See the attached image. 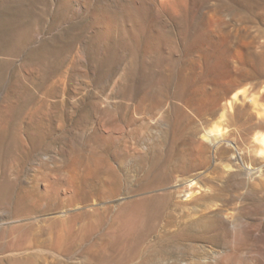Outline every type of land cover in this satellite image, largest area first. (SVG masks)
<instances>
[{"label":"rangeland","instance_id":"obj_1","mask_svg":"<svg viewBox=\"0 0 264 264\" xmlns=\"http://www.w3.org/2000/svg\"><path fill=\"white\" fill-rule=\"evenodd\" d=\"M116 1L0 0V264H264V242L205 223L236 180L229 212L258 222L264 189L226 171L252 143L193 152L216 95L264 92V0Z\"/></svg>","mask_w":264,"mask_h":264},{"label":"bare ground","instance_id":"obj_2","mask_svg":"<svg viewBox=\"0 0 264 264\" xmlns=\"http://www.w3.org/2000/svg\"><path fill=\"white\" fill-rule=\"evenodd\" d=\"M110 1V0H109ZM116 1V0H115ZM140 0H131L132 2V5L133 6H136L135 7V11L136 13L138 12V14H141L143 13L144 11L142 10V8L140 6H138V2ZM160 1L162 0H148V3L151 4V5H157V3H159ZM192 1V0H191ZM75 2V0H74ZM103 2V1H102ZM114 2V0H113ZM112 2V3H113ZM197 2V1H196ZM81 3V2H79ZM109 3V2H108ZM107 3V4H108ZM106 4V2H105ZM114 4V3H113ZM122 2H120V0L116 1L115 4L113 5L116 10L119 9L121 10V8H123V6H121ZM197 4V3H195ZM200 5V4H199ZM83 6V5H82ZM107 6V5H106ZM110 7V5H108ZM112 6V5H111ZM147 6V5H146ZM153 6V7H155ZM105 7V5H104ZM157 7V6H156ZM112 8V7H110ZM263 8V7H262ZM76 9V8H75ZM81 9V8H80ZM114 9V8H113ZM124 9V8H123ZM76 11V10H75ZM122 11V10H121ZM124 11V10H123ZM122 11V12H123ZM143 11V12H142ZM262 11V10H261ZM103 12V11H102ZM264 13V10L262 11ZM261 12V14H262ZM108 10H104V13L102 15V18H107L108 16ZM112 13V12H111ZM115 13V11H114ZM135 14V13H134ZM144 14V13H143ZM112 15V14H111ZM114 15V14H113ZM142 15V14H141ZM100 16V15H99ZM119 16V15H118ZM133 16V15H132ZM115 18V17H114ZM119 18V17H118ZM130 18V17H129ZM128 18V19H129ZM109 19V18H108ZM145 19V17H144ZM110 20V19H109ZM113 20V19H112ZM206 21V20H205ZM204 21V22H205ZM107 22V21H106ZM105 22V24H106ZM110 22V21H109ZM138 22V21H137ZM141 22V21H140ZM101 24V23H100ZM109 24V23H108ZM141 24V23H140ZM139 24V25H140ZM207 24V23H206ZM205 24V26H206ZM136 25V24H135ZM204 25V24H202ZM106 26V25H105ZM111 26V25H110ZM99 27V26H98ZM112 27V26H111ZM142 27V26H140ZM101 31V30H100ZM107 32V31H106ZM133 33V32H131ZM201 33V32H200ZM208 33V32H207ZM207 36V34L205 35ZM211 35L208 36V39L207 37V41L208 43L210 42L211 40ZM215 36V35H214ZM217 36V35H216ZM215 36V37H216ZM202 37V36H201ZM200 38V37H199ZM203 38V37H202ZM218 38H216L217 40ZM205 40V38H204ZM213 40V39H212ZM243 40V39H242ZM248 40V39H246ZM252 39L249 38L248 41H246L245 43H243V45L245 44L246 46H251L253 45V41H251ZM245 41V39H244ZM206 42V41H205ZM214 43V41H211V43ZM213 43H212V46H213ZM237 43V42H236ZM239 43V42H238ZM260 43V42H259ZM216 44V43H215ZM260 44H264L263 42H261ZM259 44V45H260ZM205 46V45H203ZM210 46V45H209ZM216 46V45H215ZM240 46V44H239ZM262 46V45H260ZM206 47V46H205ZM214 47V46H213ZM243 47V46H241ZM253 47V46H252ZM256 46H254L255 48ZM82 49V48H81ZM204 49V48H203ZM207 49V48H206ZM248 49V48H247ZM259 49V48H258ZM213 50V49H212ZM263 51V49L261 48L259 51ZM201 51V50H200ZM214 51V50H213ZM256 51V50H255ZM261 51V52H262ZM202 52V51H201ZM206 52V51H205ZM208 52V50H207ZM209 52H210V49H209ZM259 53L258 56H257V62H258V65H262L264 64V56L262 53ZM264 52V51H263ZM203 54H205L204 52H202ZM212 53V51H211ZM256 54L258 53L255 52ZM199 55H201L200 53H198ZM214 54V52L212 53ZM255 54V55H256ZM199 55H197L199 57ZM206 55H210L209 53ZM204 55V56H206ZM216 55V54H215ZM221 56V55H220ZM196 57L194 60H192L193 63L197 62V58ZM209 56H207L208 58ZM219 57V56H217ZM206 58V59H207ZM205 59V58H203ZM215 59V62H212L213 65L215 66L216 69H220L219 66L220 64H222L224 62L225 59H220V58H214ZM200 60V59H199ZM202 60V59H201ZM208 61V60H207ZM206 61V62H207ZM214 61V60H213ZM227 61V59L225 60ZM230 62H233L231 60H229ZM191 62V61H190ZM204 62V61H203ZM211 62V60H210ZM228 62V61H227ZM260 63V64H259ZM210 64V63H209ZM208 64V65H209ZM224 64V63H223ZM192 65V64H191ZM196 65V64H195ZM230 66L229 63L226 64V66ZM193 66V65H192ZM204 66V65H203ZM214 66L213 68H211L212 70L214 69ZM225 66V65H223ZM225 67V68H228ZM195 67V66H194ZM194 67H191V68H194ZM200 67H202V65H200ZM210 67H212V64H210L209 66V69ZM203 68V67H202ZM202 68H198L200 69L199 71H201ZM205 68V67H204ZM207 68V71H208V67ZM205 68V69H206ZM223 68V69H225ZM196 69V70H198ZM204 69V70H205ZM215 69V70H216ZM222 69V70H223ZM229 70L232 69V67H229L228 68ZM206 71V70H205ZM226 71V70H225ZM210 72V71H208ZM212 72V71H211ZM228 72V70H227ZM225 72V73H227ZM233 72V71H231ZM229 72V73H231ZM200 73V72H199ZM204 73V72H203ZM218 73V71L214 72ZM220 73V72H219ZM243 73H247V72H243ZM215 75V74H214ZM247 76V75H246ZM262 76H264V71H263V74ZM120 81V80H119ZM157 84V83H156ZM119 82H117L116 86L119 87ZM251 85V84H250ZM230 86L227 87V91H226V95H228V92L231 91V87L229 88ZM250 87V86H249ZM250 89V88H249ZM261 91H264V83L262 85V87L260 88ZM263 89V90H262ZM148 90V89H147ZM252 91V90H251ZM251 91H247L249 94L248 96H243L242 98H239L237 96V92L233 93V95L227 99L225 98V102H223L224 98L223 96H218L216 95V97H214L213 101H211L212 105L211 107L208 106L209 108L206 109L202 114H195L196 115V122H199V124H201L202 126V130L200 132H202V134L200 135L199 139L196 138L195 140V144H194V150L193 152H197L198 155L201 153L204 152L205 148H210V150H218L220 148L224 149V150H228V151H232L233 148L236 147V145L234 144V141L233 139H231V137L235 136L238 138V136L244 141H248L250 143H252L250 146H252L251 148H246L247 152L249 153V157H250V160L253 161V162H250L251 164H245L243 163V159L241 155H235L237 157V160H238V163L234 166H227V172H229V175H233L235 174V172H232L231 169L232 168H236L238 170L239 173L247 176V183L251 184L252 186H254L255 188H258L259 190H262L264 189V92H260L258 91L256 94L255 92H251ZM254 91V90H253ZM258 93H259V97H258ZM261 93V95H260ZM162 90H161V87L160 86H155L153 87L152 89L148 90L145 95H144V98L146 99H150V100H153V101H156V102H159V104L162 102ZM225 95V96H226ZM209 96V95H208ZM204 97V96H203ZM206 97V96H205ZM210 97V96H209ZM212 97V98H213ZM245 97H249L247 98L246 100L250 101L251 102V105L255 107V113H251L248 109V107H246L245 103H244V99ZM143 98V99H144ZM212 98H210L212 100ZM142 99V100H143ZM145 99V100H146ZM209 99V98H208ZM206 99V100H208ZM209 99V100H210ZM165 100V99H164ZM205 100V98H204ZM202 100V101H204ZM205 100V101H206ZM152 101V102H153ZM201 101V102H202ZM205 101L202 102V104L206 105L205 104ZM200 102V103H201ZM164 103V102H162ZM157 104V103H156ZM158 105V104H157ZM164 105V104H163ZM200 105V104H199ZM203 106V105H202ZM207 106V105H206ZM249 106V105H248ZM161 107V106H160ZM166 107V106H165ZM198 107V106H197ZM207 108V107H206ZM248 108V109H247ZM160 110V108H159ZM163 111H164V107H163ZM162 111V112H163ZM160 112V111H158ZM162 114V113H161ZM194 116V115H193ZM194 118V119H195ZM167 119V117H166ZM174 121V120H173ZM195 121V120H194ZM155 122L158 124L159 122H164V117L162 115L159 114V116L155 119L154 123ZM169 123V121H168ZM157 124H156V127H157ZM162 124V123H161ZM162 125H165V124H162ZM161 126V125H160ZM241 128V129H240ZM194 130H198L196 131L193 135L195 137H197V134L200 133L199 132V129H194ZM192 143H194L192 141ZM234 144V145H233ZM249 146V147H250ZM218 152V151H217ZM216 152V153H217ZM245 152V150H244ZM197 153H193V154H197ZM228 153V152H227ZM205 154V153H204ZM215 154V153H214ZM235 154V153H234ZM233 154V155H234ZM242 154V153H240ZM245 155V153H243ZM247 155V154H246ZM200 156V155H199ZM205 156V155H204ZM203 156V157H204ZM197 157V156H195ZM193 157V158H195ZM202 157V158H203ZM205 158V157H204ZM196 159V158H195ZM197 159L199 160L198 162H202L201 159H199L197 157ZM236 160V159H235ZM197 161V160H196ZM224 167V166H223ZM235 169V170H236ZM224 170V169H223ZM225 172V171H224ZM240 174V175H241ZM233 183V182H232ZM229 187H232L234 185H237V180L236 182L234 181L233 184L229 183ZM229 187H226L225 185L222 186V188L220 187V189H218L217 192H213L210 197L213 198V199H217L216 201H220V202H217V203H214L212 202L210 205H206L204 207V209H207V211L211 214V215H207V222H209V226L207 227H212L211 229H217L219 227L220 230H230L232 232V237L231 238V241L234 240V242L236 241H241L245 243V241L248 240V242L250 243L249 240H253L252 242L256 241H260V242H264V232H262V228L264 229V205L263 204H260V205H257L255 207V209H253V211L255 210L256 213L260 214V216L258 217V222L254 225L250 224L249 221H247L246 219H240V218H236V215L235 217L233 215H231V213L229 212V209L231 207V201H232V197L233 195L228 193V188ZM236 187V186H235ZM226 191V192H225ZM194 194V193H193ZM201 194V193H200ZM229 196H231L232 199L230 198H227ZM191 196V194H190ZM192 197V196H191ZM193 200V198H192ZM191 200V201H192ZM210 203V202H209ZM232 209V208H231ZM206 211V212H207ZM231 211V210H230ZM205 213V211H204ZM204 215L201 214V216H199V219L203 218ZM195 219V218H194ZM204 220V219H203ZM202 220V221H203ZM200 221V220H199ZM201 221V223H202ZM196 223V221H195ZM204 223V224H205ZM186 226V225H185ZM217 226V227H216ZM222 228V229H221ZM207 229V228H206ZM210 229V230H211ZM182 230V229H181ZM218 230V229H217ZM219 230V231H220ZM203 231V230H202ZM227 231V230H226ZM226 231H221L219 234H215V235H219L223 240L226 241V239L228 238L227 235L225 234ZM206 235V234H205ZM219 237V238H220ZM227 237V238H226ZM229 237V238H230ZM228 238V240H229ZM227 240V241H228ZM223 242V241H222ZM233 242V243H234ZM259 242V243H260ZM238 242H236L237 244ZM243 244V243H242ZM245 254V253H244ZM224 258V256H222L219 260L222 261V259ZM221 263V262H220Z\"/></svg>","mask_w":264,"mask_h":264},{"label":"water","instance_id":"obj_3","mask_svg":"<svg viewBox=\"0 0 264 264\" xmlns=\"http://www.w3.org/2000/svg\"><path fill=\"white\" fill-rule=\"evenodd\" d=\"M235 92H237V96L239 98H242L246 93V86H244L243 84H239L235 88H231V91L228 92L229 97L227 99H229Z\"/></svg>","mask_w":264,"mask_h":264}]
</instances>
